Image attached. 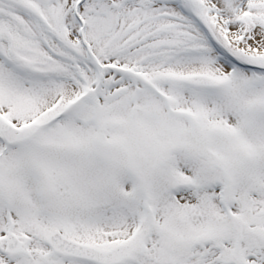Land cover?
Listing matches in <instances>:
<instances>
[{"label":"snow or ice","instance_id":"1","mask_svg":"<svg viewBox=\"0 0 264 264\" xmlns=\"http://www.w3.org/2000/svg\"><path fill=\"white\" fill-rule=\"evenodd\" d=\"M0 264H264V0H0Z\"/></svg>","mask_w":264,"mask_h":264}]
</instances>
